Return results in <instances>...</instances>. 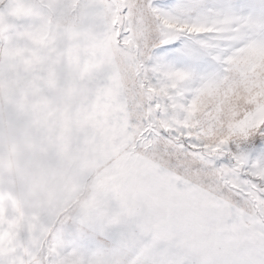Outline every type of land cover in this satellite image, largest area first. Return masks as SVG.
Masks as SVG:
<instances>
[{
  "label": "snow or ice",
  "instance_id": "1",
  "mask_svg": "<svg viewBox=\"0 0 264 264\" xmlns=\"http://www.w3.org/2000/svg\"><path fill=\"white\" fill-rule=\"evenodd\" d=\"M122 17L133 190L65 224L50 264H264V0H126Z\"/></svg>",
  "mask_w": 264,
  "mask_h": 264
},
{
  "label": "rangeland",
  "instance_id": "2",
  "mask_svg": "<svg viewBox=\"0 0 264 264\" xmlns=\"http://www.w3.org/2000/svg\"><path fill=\"white\" fill-rule=\"evenodd\" d=\"M124 3L126 0H0V75L2 66H7L3 52L9 45L13 70L28 64L32 67L24 71L22 67L10 83L0 80L1 90L12 91L0 95V153L12 163L13 192L5 208L14 210L16 223H23L21 232H27L28 242L27 259H11L12 264H50L63 247L65 224L74 220L83 226L86 220L106 216L111 205L133 190L135 161L123 139L114 71L119 59L115 37ZM12 11L18 17L28 11L31 19L27 24L12 13L7 17ZM85 47L90 52L82 61L90 60L91 66L77 70L72 86L67 62L72 65ZM42 60L55 62L51 78L44 79ZM23 131L31 142L28 170L16 164V144L23 139ZM41 142L49 155H55L43 169L30 154ZM3 208L0 206V235L11 233L1 221ZM8 245L3 241L0 251ZM103 255L90 254L88 264H102ZM84 260L78 256L75 264H84Z\"/></svg>",
  "mask_w": 264,
  "mask_h": 264
},
{
  "label": "crops",
  "instance_id": "3",
  "mask_svg": "<svg viewBox=\"0 0 264 264\" xmlns=\"http://www.w3.org/2000/svg\"><path fill=\"white\" fill-rule=\"evenodd\" d=\"M28 11L24 12V14L21 17H18L15 14V12L12 11L7 15V17L10 16L12 13L14 18L22 19L24 20V23L28 24L27 19H31V13H29ZM16 12L20 14L21 11H17V8H16ZM25 36L27 38H30V36H27V35ZM21 43L27 46L26 41L22 40ZM11 46L9 45V47L6 50L4 49V52H3V55L5 53L7 55V66H2L3 74L0 75V80H1V83L3 84L10 83L11 80H13V76H17L21 72L22 67H23L22 68L23 71L26 70V68L32 69L30 64H28L26 67L21 66L20 68H18L17 71L13 70L12 68V49H10ZM49 51L50 49L48 48V51H47L48 56H50ZM89 52H90V49L88 47H85L80 50L78 59L77 60L75 58L73 59L72 65H70V61L67 62L68 74L69 76L72 75V79L70 80L72 86H75V83H76L75 76L77 74V70H80V68L82 67H86V65L88 68L91 66L90 60L82 61L84 58L88 56ZM45 54H46V51L40 54V56L44 57ZM41 64H42V71L44 73L43 75L44 79L46 76L48 78H51V72H52L51 68L55 66L54 65L55 62L47 60L45 64V61L42 60ZM0 68H1V64H0ZM11 92H12L11 90L7 91V90L0 89V95H6V94L11 95ZM26 136H27L26 131H23V139H21V141L18 144H16V149H17L16 156L18 160L16 164L19 168L28 170L29 144L31 145V142L28 143L26 141L27 140ZM5 140H6V137L4 136V141ZM40 144H41L40 146H36L33 150L31 149L30 154L35 157L36 163H39L42 165V169H43V164L53 162L55 155L53 153L49 155L45 151V146H42V142ZM47 150H49V148H47ZM1 151L2 150H0V152ZM9 164H12V163L3 160L2 155L0 153V206L4 207L1 221L5 228L9 226L11 229L10 234L0 235V244L3 241L9 244L8 247L4 248L3 251H0V253L2 252L4 254H9L8 257H10L11 259L21 261L22 258H24L25 260L27 259L26 251H27L28 242L25 241V236L27 232H24V233L21 232L23 223L20 221L16 223L14 210L5 208L6 202L11 198L12 192H13L12 171H11L12 168L10 167ZM40 236H41V233H40ZM36 239L37 238H35V240Z\"/></svg>",
  "mask_w": 264,
  "mask_h": 264
}]
</instances>
